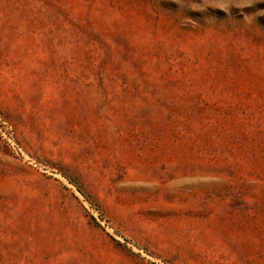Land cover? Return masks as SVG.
<instances>
[{
    "label": "rangeland",
    "instance_id": "obj_1",
    "mask_svg": "<svg viewBox=\"0 0 264 264\" xmlns=\"http://www.w3.org/2000/svg\"><path fill=\"white\" fill-rule=\"evenodd\" d=\"M0 264H264V0H0Z\"/></svg>",
    "mask_w": 264,
    "mask_h": 264
}]
</instances>
